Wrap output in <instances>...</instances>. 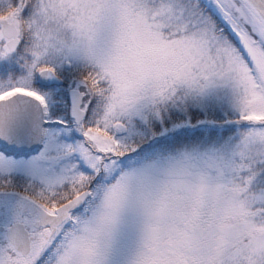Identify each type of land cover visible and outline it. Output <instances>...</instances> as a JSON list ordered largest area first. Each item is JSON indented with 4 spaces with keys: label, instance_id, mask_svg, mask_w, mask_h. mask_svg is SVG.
<instances>
[{
    "label": "snow or ice",
    "instance_id": "6c2138e0",
    "mask_svg": "<svg viewBox=\"0 0 264 264\" xmlns=\"http://www.w3.org/2000/svg\"><path fill=\"white\" fill-rule=\"evenodd\" d=\"M0 264H264V0H0Z\"/></svg>",
    "mask_w": 264,
    "mask_h": 264
}]
</instances>
